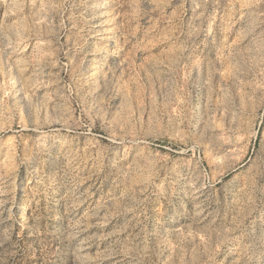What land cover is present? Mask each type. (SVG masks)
Masks as SVG:
<instances>
[{
	"label": "rangeland",
	"instance_id": "374dc122",
	"mask_svg": "<svg viewBox=\"0 0 264 264\" xmlns=\"http://www.w3.org/2000/svg\"><path fill=\"white\" fill-rule=\"evenodd\" d=\"M0 264H264V0H0Z\"/></svg>",
	"mask_w": 264,
	"mask_h": 264
}]
</instances>
